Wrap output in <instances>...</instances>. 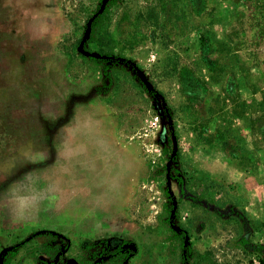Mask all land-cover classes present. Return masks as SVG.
I'll return each mask as SVG.
<instances>
[{
	"label": "rangeland",
	"instance_id": "1",
	"mask_svg": "<svg viewBox=\"0 0 264 264\" xmlns=\"http://www.w3.org/2000/svg\"><path fill=\"white\" fill-rule=\"evenodd\" d=\"M261 257L264 0H0V264Z\"/></svg>",
	"mask_w": 264,
	"mask_h": 264
},
{
	"label": "trees",
	"instance_id": "2",
	"mask_svg": "<svg viewBox=\"0 0 264 264\" xmlns=\"http://www.w3.org/2000/svg\"><path fill=\"white\" fill-rule=\"evenodd\" d=\"M108 10L107 7H104V9L97 13L90 25V31H89V35H88V40L94 41V44L96 46V53H98L99 55H111L112 51H111V47L106 46L104 44H102L103 41V33L104 31H102V27L105 21H107L109 19L108 16ZM93 60L96 61L95 58H91ZM97 61H101V59L97 60ZM173 234H175L176 236H179L180 233H175L173 231H171ZM182 253H181V258L184 260L185 258L187 259V256L189 254V247L188 246H184L181 248ZM7 259L4 260V264H6ZM196 262H193V264ZM259 264H264V257H261L259 260Z\"/></svg>",
	"mask_w": 264,
	"mask_h": 264
},
{
	"label": "clouds",
	"instance_id": "3",
	"mask_svg": "<svg viewBox=\"0 0 264 264\" xmlns=\"http://www.w3.org/2000/svg\"><path fill=\"white\" fill-rule=\"evenodd\" d=\"M23 207H24L23 201L18 199V200L13 204L11 210L15 212V211H17L18 209H23Z\"/></svg>",
	"mask_w": 264,
	"mask_h": 264
},
{
	"label": "water",
	"instance_id": "4",
	"mask_svg": "<svg viewBox=\"0 0 264 264\" xmlns=\"http://www.w3.org/2000/svg\"><path fill=\"white\" fill-rule=\"evenodd\" d=\"M100 10V9H99ZM99 12V11H98ZM95 56H97L98 57V55L96 54Z\"/></svg>",
	"mask_w": 264,
	"mask_h": 264
}]
</instances>
